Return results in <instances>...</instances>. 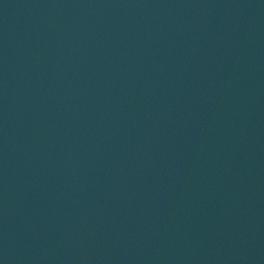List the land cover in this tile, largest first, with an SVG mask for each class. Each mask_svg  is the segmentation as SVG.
I'll use <instances>...</instances> for the list:
<instances>
[{"label":"water","instance_id":"1","mask_svg":"<svg viewBox=\"0 0 264 264\" xmlns=\"http://www.w3.org/2000/svg\"><path fill=\"white\" fill-rule=\"evenodd\" d=\"M0 264H264V0H0Z\"/></svg>","mask_w":264,"mask_h":264}]
</instances>
